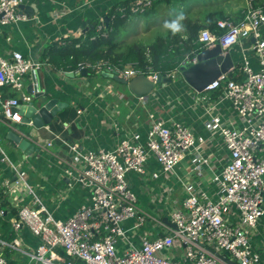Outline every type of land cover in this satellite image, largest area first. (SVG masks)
<instances>
[{"label": "built area", "instance_id": "1", "mask_svg": "<svg viewBox=\"0 0 264 264\" xmlns=\"http://www.w3.org/2000/svg\"><path fill=\"white\" fill-rule=\"evenodd\" d=\"M25 1L0 0V26L38 21L19 9ZM154 1L137 0L134 12L138 8L141 11L149 8ZM252 1L239 22L215 20V31L203 28L195 41L201 50L218 45L225 54L240 40L250 39L251 51L258 61V69L253 70L244 58L238 67L240 79L222 74L192 97L193 103L204 104V127L211 135L221 138L227 153V161L211 179L217 189L216 199L211 200L207 191L197 189L195 184L182 183L186 197L181 207L172 211L167 219L175 229L155 239L142 237L139 246L128 238L130 229L137 231L148 220L146 212L137 206L135 193L128 184V174L147 175L146 163L152 157L160 173L166 175L188 161V174L200 181L209 165L200 149L205 138L195 136L189 127L179 122L171 120L167 124L160 115L149 113L145 122L148 126L145 143L137 132L120 140L112 150L83 151L78 143H64L70 153L83 162L84 168L76 181L90 193L88 204L65 221L52 217L22 177L3 184L5 195L25 184L32 204L18 210L16 219L11 222V231L17 233L25 227L38 238L39 244L31 250L17 238L8 241L0 238V264H6L3 258L6 249L19 252L30 264H173L161 253L170 252L175 241L183 247L184 260L191 264H262L259 253L253 248L251 232L264 216V38L261 32L264 7H254ZM125 10L119 11L124 14ZM107 29L100 20L94 30L104 38ZM186 62L196 64L197 58L186 54L180 65ZM148 63L144 69L135 65L110 68L102 62L92 68L102 70L107 66L108 73L127 81L145 76L155 82L158 74L152 71L151 61ZM41 65L17 51L11 52L8 58L0 56V88L21 92L24 76L35 75ZM89 67V64H80L75 72ZM164 76L174 79L179 76L178 70ZM215 91L218 95L212 98L210 94ZM37 93L35 86L30 95L21 93V101L16 97H0V122L7 127L20 123L19 105L29 103ZM144 98L138 97V100L145 104ZM224 101L230 102L229 119L218 112V106ZM46 145L49 147L51 143ZM0 153L1 161L9 163L16 171L1 148ZM63 172L71 178V165ZM149 177L157 179L159 173H150ZM119 239L126 243L122 254L118 252Z\"/></svg>", "mask_w": 264, "mask_h": 264}, {"label": "crops", "instance_id": "2", "mask_svg": "<svg viewBox=\"0 0 264 264\" xmlns=\"http://www.w3.org/2000/svg\"><path fill=\"white\" fill-rule=\"evenodd\" d=\"M37 1L39 3L34 14L29 17L34 16V19L38 21L29 20L0 26V56L8 58L11 52L17 51L24 58L42 65L35 75L24 76L25 82L21 92L1 87L0 97L19 99L21 93L30 95L36 86L37 94H43L46 100L57 99L66 103L67 107L62 108L53 117L50 125L41 129H35L31 124L22 122L7 127L0 122V148L16 169L15 171L9 163L1 161L0 153V211L3 212L0 219L10 223L7 234H3L0 230V238L8 240L17 238L24 247L31 250L39 244L38 238L32 236L25 227L17 233L11 231V222L16 219L18 210L24 206H31L32 198L27 193L25 184L16 186L9 195L3 194L5 182L12 183L22 177L52 217L65 221L81 206L88 204L90 193L76 181L79 172L84 168L83 162L71 154L64 143H78L83 151L112 150L120 140L133 132L140 133L141 141L145 143L148 127L145 122L149 113L160 115L167 124L171 120L179 122L189 127L195 136L205 138L206 142L200 148L201 155L207 157L209 161L204 177L200 181L188 174V161L179 164L173 173L166 175L160 173L159 165L152 157L146 163L147 175L140 176L133 173L127 175L129 187L135 193L137 202L141 203V207L138 203L137 206L146 214L148 213L147 222L137 231L130 229L128 238L134 245L139 246L142 237L155 239L166 235L171 228L163 222V218L168 219V215L180 208L182 200L186 197L182 183L190 182L195 184L197 189L206 190L211 200H215L217 196L216 186L211 179L212 175L218 173L227 161V153L221 138L216 134L211 135L204 127L206 120L204 104L193 103L192 97L196 92L180 76L171 79L169 83L155 85L150 94L142 96L145 97V104H142L138 97L129 91L127 84L118 80L123 78L114 79L102 75L103 70L107 69L106 63L105 69L97 68L93 75L85 76L81 74V71L80 73L65 72L54 67L44 55L45 49L50 44L78 33L83 35L81 24L85 20H89L95 29V25L104 17L109 20V12L124 0ZM182 1L184 0L153 3L149 10L138 14L134 12V3L126 16L125 24L131 21L132 16L145 15L144 19L136 18L135 20L138 29L136 36L139 42L134 43L149 46L158 38L168 35L172 37L173 34L165 28L160 35L156 34L157 28L153 25L149 29H143L158 14L159 4H165L166 10L169 11L170 5H180ZM249 1L191 0L187 10L189 16L183 21L186 28L175 34L180 36L179 45L185 41L191 27L208 28L213 32L215 27L213 29L210 27L215 20L228 19L234 23L239 22ZM34 2L35 0H26L25 5L33 6ZM252 5L262 8L264 0H253ZM172 15L174 19L176 12H172ZM103 24L105 25L104 22ZM261 32L264 38V26L261 27ZM115 42L123 44L121 40ZM251 43L250 39L240 40L229 50L234 62L233 69L226 73L229 78H241L238 67H241L244 58L253 70L258 69V61L251 51ZM110 68L116 67L110 66ZM68 73H73V76ZM210 95L216 98L218 91ZM229 103L224 101L218 106V112L224 119L231 118L232 110ZM77 110H80L79 114ZM8 132L26 135L31 142L39 146V153L24 157L15 144L6 139ZM48 142L51 143L49 147L46 145ZM68 165H71V178L65 176L63 172ZM153 172L159 173L157 179L149 177V174ZM152 197L156 200H151ZM160 210L162 215L159 219L151 214ZM130 227L131 225L126 226V228ZM251 234L253 248L259 253L261 263L264 264V216ZM117 245L118 252L122 254L126 243L119 239ZM161 256L173 264H191L184 260L183 247L178 241H175L170 252H162ZM3 258L6 264H30L26 257L9 249L3 250Z\"/></svg>", "mask_w": 264, "mask_h": 264}, {"label": "trees", "instance_id": "3", "mask_svg": "<svg viewBox=\"0 0 264 264\" xmlns=\"http://www.w3.org/2000/svg\"><path fill=\"white\" fill-rule=\"evenodd\" d=\"M136 1L124 0L109 12L106 37L103 38L97 35L94 30L77 38L65 37L50 44L45 49L44 54L48 57V62L65 72H75L80 64H89L91 67L86 69V74L93 75L95 71L92 67L99 62L119 69H124L128 65H135L136 68L144 69L149 65L148 61H151L152 71L164 75L175 70L184 60L186 54L195 57L200 52V45L195 41L202 27L197 28L196 26L195 28H189L190 31L186 35L185 41L180 45V36L177 35L158 38L156 42L149 46L140 43L124 45L115 42V34L125 24L126 16L130 13L132 5L136 4ZM169 1L155 0L153 3H167ZM119 8L126 9L124 16H119ZM214 23L215 21L210 27L211 29L214 28ZM9 228L10 223L0 219V230L3 234H7ZM1 239L3 238L1 237ZM3 240L8 241V239Z\"/></svg>", "mask_w": 264, "mask_h": 264}, {"label": "water", "instance_id": "4", "mask_svg": "<svg viewBox=\"0 0 264 264\" xmlns=\"http://www.w3.org/2000/svg\"><path fill=\"white\" fill-rule=\"evenodd\" d=\"M38 3L39 2L35 0L33 6L23 4L19 6V9L27 14V16H31L34 14ZM103 22L107 28L108 18L104 17ZM89 30L93 31L94 26L89 20H85L81 24V34H86ZM196 58V64L186 62L179 65L177 68L181 79L195 92H201L220 75L229 72L234 65L232 55L229 52L222 54L218 45L211 49L201 50L196 55ZM81 74L85 76L86 70L82 69ZM68 75L73 76V73H68ZM102 75L108 78L117 79L116 75L108 73L107 70H104ZM164 75L158 74L155 82L149 80L145 76H137L128 81L120 79L119 81L127 84L129 91L134 96L142 97L150 94L155 85L171 82V79L165 77ZM19 101H21V97L19 98ZM65 107H67L66 103L60 102L57 99L46 100V96H43V94H36L31 98L29 103L19 105L18 113L21 116L22 123L31 124L35 129H41L50 125L53 117H55L56 114ZM6 139L14 143L24 157L37 154L40 151L39 146L31 142L30 138L22 133L17 134L14 132H8ZM163 222L170 228L175 229V226L168 222L166 218H163Z\"/></svg>", "mask_w": 264, "mask_h": 264}, {"label": "rangeland", "instance_id": "5", "mask_svg": "<svg viewBox=\"0 0 264 264\" xmlns=\"http://www.w3.org/2000/svg\"><path fill=\"white\" fill-rule=\"evenodd\" d=\"M190 1L191 0H184V1H182V4H180V5L179 4H172L169 7L170 8L169 11L166 10L167 7H166L165 4H159V6H158L159 7L158 14L150 21L149 24H147L144 27L143 30L149 29L150 26L153 25L155 28H157L156 34L157 33H159L158 35L163 34L162 29L164 27L162 26V24L165 23L166 21L173 20L172 12H176V15H177L179 12L182 11L185 14V17H188L189 16V14H187V10H189V7L188 6H189ZM149 8H145L143 11H141L140 8H138L137 11H135V13L138 14V13L145 12ZM121 9L122 8H119L120 11H121ZM120 11H119V16H124V14L121 13L122 11L121 12ZM136 18L144 19L145 18V15H143V16H141V15L132 16L130 18V20H131L130 22H128L127 24H125V26H122V27H120L118 29L117 33L114 36L115 37L114 38V41H118V40L120 41L121 40L124 45H130V44H133L134 42H139L137 40V36H136V34H138V31H137L138 30L137 29V22L135 21ZM130 34H132V35H130ZM83 35H85V34H83ZM79 36H81V35L78 33L75 36H69V37H71V38H77ZM128 66H130V65H128ZM94 71H95V69H94ZM152 198L153 199H151V200H153V201L156 200L154 197H152ZM138 205L141 207V203H138ZM151 214L154 217H156V218L159 219V218H161L162 210H160L159 212H153Z\"/></svg>", "mask_w": 264, "mask_h": 264}, {"label": "clouds", "instance_id": "6", "mask_svg": "<svg viewBox=\"0 0 264 264\" xmlns=\"http://www.w3.org/2000/svg\"><path fill=\"white\" fill-rule=\"evenodd\" d=\"M185 18V14L181 11L176 15L173 20L166 21L163 24V27L169 30L173 35L178 34L185 30V25L183 24Z\"/></svg>", "mask_w": 264, "mask_h": 264}]
</instances>
